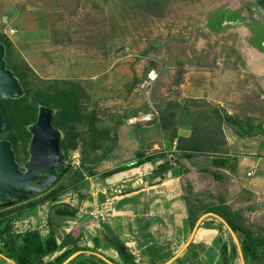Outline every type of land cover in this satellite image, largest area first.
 <instances>
[{
  "label": "rangeland",
  "instance_id": "1",
  "mask_svg": "<svg viewBox=\"0 0 264 264\" xmlns=\"http://www.w3.org/2000/svg\"><path fill=\"white\" fill-rule=\"evenodd\" d=\"M220 10L250 11L253 19L264 25V0H0V41L10 49L11 65L29 76L26 101H33L43 83L57 87L63 111L60 126L68 139L73 134L65 149L80 163L61 184L66 192L56 204L38 207L37 220L30 210L11 213L0 222V235L6 229L15 237L39 230V226L43 230L50 219L57 218L56 207L82 208L92 182L101 187L117 175L140 168L124 171L132 167L133 154L140 158L141 152L152 151L153 144L140 142L146 123H152L147 126L152 125L147 134L152 137L159 130L170 138L166 133L169 128L184 136L191 135L193 129L197 136L199 129H204L219 154L232 133L264 141L263 67L259 64L255 70L247 66L246 62L256 61V57L244 49L245 34H239L238 29L216 33L208 28ZM153 71L158 79L148 85ZM77 107L82 121L72 119L77 121L75 125L70 117ZM131 136L138 139V152L133 151L136 142ZM13 138L23 164L31 138L27 134ZM209 162L204 169H211ZM87 168L98 173L90 181L85 180L90 176ZM167 174L159 173L160 177ZM190 184L184 193L190 195L192 205H218L222 184L208 176V187L197 194ZM244 198L230 201L239 204ZM255 216L264 217L261 213ZM204 223L203 232L220 244L222 238L214 226L219 222L212 218ZM253 228L264 231V225ZM179 248H174L175 253ZM229 264H240L235 252Z\"/></svg>",
  "mask_w": 264,
  "mask_h": 264
},
{
  "label": "crops",
  "instance_id": "2",
  "mask_svg": "<svg viewBox=\"0 0 264 264\" xmlns=\"http://www.w3.org/2000/svg\"><path fill=\"white\" fill-rule=\"evenodd\" d=\"M208 28L216 33H223V31L228 33L238 29L239 34H245L242 42L245 45L244 49L256 57L254 58L256 61L252 59L246 64L249 68L255 67V70H259L257 66L260 64L263 67L260 70L264 73V25H259L253 19L250 11L242 13L220 10L215 20L208 24ZM145 126L141 128L145 132L141 131L139 134L140 142L147 141L153 144L151 153H146L147 157L169 156L177 152L173 145L175 143H171L170 138L157 130L160 126L154 124L157 131L153 137L151 134L147 135L151 131L152 125L147 127L148 125L145 124ZM145 134L146 137H144ZM179 134V137L182 138L190 137V133L186 136L182 132ZM130 140L134 144L136 142V146L139 143L134 136H131ZM226 140L227 165L218 171L225 174L227 180L225 186H220L219 194H222V198H218V201H224L223 206L230 209V214H234V218L241 219L243 225L254 232L252 234L255 239L260 238L264 241V231L260 230L259 232L253 228H260L264 225V217L255 216L260 213L264 215V141L256 142L233 133L227 135ZM176 143L178 144V141ZM122 145H124L123 142ZM135 147L133 151L139 148V146ZM125 151L128 155V150ZM157 159L150 164H145V167L149 166L148 171L137 175L136 179L126 177L118 181L113 179L106 182V186L102 185L101 187L95 181L92 182L88 198L82 208L76 209L75 217L63 218L60 221L56 216L55 222L58 225L51 226L48 223L43 227V230H40L41 226H39L43 240L49 239L54 233L57 245L59 247L62 245L61 249L45 258V263L55 261L65 252L78 249L79 252L73 256L77 255L75 259L83 263L126 264L113 245L114 240H119L127 246L136 264H140V262L153 264L155 261L157 264H167L177 255L180 256L172 264H229L232 252L237 254L240 264H253L254 262L263 264L255 259L246 260L242 249L244 236L240 232L239 234L234 232L239 241L237 244L225 223L216 218L213 220L220 224L214 226H217L216 232L222 238L221 245H217L210 234L203 232L202 227L206 220L201 223L196 232L197 223L192 229L189 211L193 208V202L190 200V195L186 196L187 193H184V189L191 183L190 185L194 186V193L197 194L204 187H208L205 186V183L206 177L210 175L203 172L202 169L204 170V165L209 162V159L203 156L181 159L180 163L175 164L174 168L167 172L166 177H160L159 173L154 172L167 161V158L159 157ZM171 159L175 160L173 157ZM128 161H132V159ZM138 161L139 158L134 157L133 154L131 164ZM181 169L186 173L183 174ZM152 173L156 175L153 176ZM250 173H255V175L249 177ZM181 177L183 178L181 179ZM92 178L88 176L85 180L90 181ZM74 184V187L79 188V184ZM244 196L242 203L235 204L230 201L235 197L241 199ZM227 197L229 201H227ZM41 208L32 211V214L36 216L35 220L38 219ZM257 209L258 213H256ZM88 210L108 213L106 214L108 218L103 221L90 216L86 214ZM222 220L228 224L226 219L222 218ZM228 226L230 227L229 224ZM220 228L224 230L222 234L219 231ZM189 242H191L190 245L185 249ZM170 247L173 251L169 250ZM175 247H180L176 253ZM150 248L155 249L153 257H149L152 254L149 251ZM262 250L264 251V248H261ZM164 253L170 255L169 259L160 260Z\"/></svg>",
  "mask_w": 264,
  "mask_h": 264
},
{
  "label": "trees",
  "instance_id": "3",
  "mask_svg": "<svg viewBox=\"0 0 264 264\" xmlns=\"http://www.w3.org/2000/svg\"><path fill=\"white\" fill-rule=\"evenodd\" d=\"M144 1V0H143ZM5 47H6V62L8 69L13 72L15 77L19 80L20 84L22 85L24 89V97L19 100H11V101H1L0 107H1V117L4 118L7 122V128L2 136L3 140H7L11 142L13 146V150L16 154L18 162L20 157V150L17 148V145L14 142V135L16 134H22V135H28V137L32 138L28 127L34 124L37 121L38 114H39V108L41 106L47 107L49 109L55 110L56 115L54 118L53 125L55 128L62 131L64 134L63 140L61 143V148L65 153V157L71 156V152L67 151L65 148V145H69V142L71 141L72 135H70L68 139V135L64 133L62 130L63 127L60 126L61 120H63V111L58 105V101H60V98H57L56 95L59 93L57 92V87L53 85V83H43L42 86H38L37 94H35L33 97V101H26L27 97V74L26 73H20L11 63L8 61V56L10 53V49L8 48V45L4 44L0 41ZM12 66V67H11ZM73 89H76V86L73 87ZM73 89H71L72 94L75 92ZM70 92V93H71ZM74 100L73 98H70ZM80 108L74 109V115L71 118L76 119L81 123L82 120H80L81 116L78 115ZM170 115H173L171 113ZM218 119V118H217ZM73 121L74 124H77V121ZM220 124H222V120L218 119ZM154 122V121H153ZM152 123H146V125H150ZM164 124V123H162ZM145 125V124H144ZM166 125L164 124V127ZM171 128L168 129L167 135L171 139V143H174L175 141H178L177 148L175 154L167 155V156H152L147 157L146 151L141 152L139 155V161L138 163H133L132 167H128L126 170H130L133 168L141 167L145 164H149L153 161L158 160L157 158H167V161L160 165L158 169L155 170V173H167L170 172L175 164L180 163L181 159H192L195 157L203 156L206 158H209L210 162L209 165L211 169H202L203 172L209 174L215 182L219 183L222 186H225V182L227 180L226 175L219 172L218 170L220 168H224L227 165V157H225L226 149L223 151L221 150V153H217L220 151L219 148H216L217 144L213 143L212 137L207 135V132L203 133L204 129H199L200 132H198V135L195 136V129H193V133L190 135L189 138H181L179 137L178 131L173 129L174 131H170ZM25 132V133H24ZM69 134V133H68ZM31 141V140H30ZM30 141L28 144V149L25 150L24 160L27 161L29 158V146ZM98 144V143H97ZM224 146L226 145V142L224 141ZM111 150V149H109ZM111 153V152H109ZM217 153V154H216ZM174 158L175 160H172L171 158ZM21 162V161H20ZM85 168V166H84ZM88 175L90 177L96 176L98 173L96 171H91L89 168H87ZM122 172V171H120ZM119 172V173H120ZM181 172L184 174L186 173L181 169ZM117 173H112L111 175H115ZM109 175V176H111ZM75 185V184H74ZM73 185V186H74ZM76 188V187H75ZM66 192V186L62 185L55 190L51 191L47 195H45L42 198H39L37 200L31 201L29 203L23 204L21 206H18L14 209L4 211L0 213V222H4L6 218L13 212L19 211L20 213H25V211L30 210L34 211L38 207L44 206L46 204L52 203L56 204L58 202L59 197ZM221 201V200H220ZM220 203V204H219ZM218 205L212 204V203H205L204 205L202 203H199L198 206L193 205V208L190 209V215L192 220V229L195 227L197 221L206 214H216L228 222L232 230L237 234H242L244 236V241H242V249L245 255L246 260L249 259H255L264 264V251H261V248H264V241L260 238L255 239L250 228L244 226L241 220H237L234 218V214H230V209H227L223 206V202H219ZM208 204V205H207ZM200 206V207H199ZM195 209V211H193ZM229 210V211H228ZM55 217L57 216L58 219L63 218L69 219L76 216L77 211L76 210H70L67 206H61L56 207V211L54 212ZM212 219V218H210ZM56 221V220H55ZM53 219L49 220V224L51 226H55L56 223ZM220 224V223H219ZM222 226V224H221ZM7 232V235H6ZM254 233V232H253ZM5 234V235H4ZM8 236V237H6ZM254 238V239H253ZM0 242H2L3 247L0 248V255L4 258L12 261L14 264H64L69 258H71L75 253L79 252L78 249H75L74 251H68L62 254L60 257H58L53 262H47L45 263V258L48 256L53 255L55 252H57L59 249H61L62 245L59 247L56 242V238L54 236V233H52V236H50L49 239L43 240L40 232L38 230H32L29 232H26L23 236H14L11 235L9 231H3L0 235ZM113 245L120 255V257L123 259V261L126 264H136L134 261L133 255L130 253L127 246L122 243L119 240H114ZM236 249V247H235ZM152 252L150 256L153 255V251H155L154 248H150ZM148 251V253H149ZM226 251V249H225ZM168 253V252H167ZM170 255L164 253L160 258V260H166L169 259ZM149 259V258H148ZM151 261V260H150ZM99 263V262H98ZM90 262V264H98ZM0 264H9L4 259H0ZM69 264H88L83 263L78 259H75L71 261ZM153 264H157L156 261Z\"/></svg>",
  "mask_w": 264,
  "mask_h": 264
},
{
  "label": "water",
  "instance_id": "4",
  "mask_svg": "<svg viewBox=\"0 0 264 264\" xmlns=\"http://www.w3.org/2000/svg\"><path fill=\"white\" fill-rule=\"evenodd\" d=\"M24 95V89L19 80L8 69L6 47L0 43V102L19 100ZM55 115V110L44 106L39 108L37 122L28 127L32 140L29 146V159L23 166L19 164L11 142L2 139L7 122L0 115V213L44 197L60 185L70 173L72 166L66 163L65 153L61 148L63 134L53 125ZM139 169L141 172L132 174L129 171L124 177L130 179L148 171V169L143 171V167ZM208 218H216L224 222L236 243L239 244L234 231L220 216L213 213L206 214L198 220L195 232ZM76 256H72L64 264H69ZM178 256L180 255L167 264H172ZM2 259L14 264L4 257ZM242 259L244 260L243 255Z\"/></svg>",
  "mask_w": 264,
  "mask_h": 264
},
{
  "label": "built area",
  "instance_id": "5",
  "mask_svg": "<svg viewBox=\"0 0 264 264\" xmlns=\"http://www.w3.org/2000/svg\"><path fill=\"white\" fill-rule=\"evenodd\" d=\"M157 79H158V75H157V73L156 72H151L149 75H148V79H147V84L148 85H150V84H153L154 82H156L157 81ZM76 160H77V158H76ZM79 164V163H78ZM255 175V173H250L249 174V177H252V176H254ZM86 214H88V215H90V216H93V217H97V218H99V219H102L103 221H105L106 220V218H108V216L106 215V214H108V213H106V214H104L103 212H99V213H97V212H94V211H91V210H88V211H86Z\"/></svg>",
  "mask_w": 264,
  "mask_h": 264
},
{
  "label": "flooded vegetation",
  "instance_id": "6",
  "mask_svg": "<svg viewBox=\"0 0 264 264\" xmlns=\"http://www.w3.org/2000/svg\"><path fill=\"white\" fill-rule=\"evenodd\" d=\"M62 132V131H61ZM63 134V133H62ZM64 135V134H63ZM72 158H73V156H68L67 158L65 157V160H66V163L68 164V165H70V166H72V168H71V171H70V173L67 175V177L64 179V181L62 182V183H64L65 182V180L68 178V176L70 175H72L73 173H74V170H75V166L73 165V163H72ZM27 161H28V159H27ZM25 163H26V161H25ZM25 163H23V164H21V163H19L21 166H23ZM128 172V171H127ZM61 183V184H62ZM61 184L60 185H58L56 188H58V187H60L61 186ZM55 188V189H56ZM54 189V190H55ZM1 257V256H0ZM3 257H1L0 259H2Z\"/></svg>",
  "mask_w": 264,
  "mask_h": 264
},
{
  "label": "bare ground",
  "instance_id": "7",
  "mask_svg": "<svg viewBox=\"0 0 264 264\" xmlns=\"http://www.w3.org/2000/svg\"><path fill=\"white\" fill-rule=\"evenodd\" d=\"M145 169H149V166H147V167H143V171L145 170ZM139 172H141V169H134V170H131L129 173H132V174H134V173H139ZM126 175H128V173H122V174H120V175H117L115 178V181H118V180H120L121 178H123L124 176H126Z\"/></svg>",
  "mask_w": 264,
  "mask_h": 264
},
{
  "label": "clouds",
  "instance_id": "8",
  "mask_svg": "<svg viewBox=\"0 0 264 264\" xmlns=\"http://www.w3.org/2000/svg\"><path fill=\"white\" fill-rule=\"evenodd\" d=\"M38 115H39V114H38ZM37 119H38V118H37ZM36 122H37V121H36ZM36 122H35V123H36ZM30 134H31V133H30ZM31 136H32V134H31ZM63 136H64V135H63ZM31 140H32V138H31ZM30 142H31V141H30ZM28 159H29V158H28ZM72 161L74 162L73 165H74L75 167H76L77 165L80 166V163H79L78 161H76V157L73 156ZM78 163H79V164H78ZM79 166H77V167H79ZM38 231H39V230H38ZM39 232H40V231H39Z\"/></svg>",
  "mask_w": 264,
  "mask_h": 264
}]
</instances>
